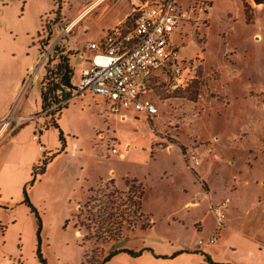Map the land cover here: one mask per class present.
Masks as SVG:
<instances>
[{"label":"rangeland","instance_id":"374dc122","mask_svg":"<svg viewBox=\"0 0 264 264\" xmlns=\"http://www.w3.org/2000/svg\"><path fill=\"white\" fill-rule=\"evenodd\" d=\"M199 1L209 2L212 6L208 29L202 27L200 30V35L206 37V45L204 39L200 43L196 35L191 34L195 45L185 47L184 51L191 53V48L194 52L204 51L205 69L210 73L220 75L226 68H231L224 75V83L232 80L233 69L242 70L243 79L251 82L253 90L260 94V89L264 88V7L253 10L249 3L257 5L248 0L245 2L247 13L243 0ZM94 2L0 0V36L4 38L9 54L0 79L8 81L19 71L23 61H28L27 70L31 69L38 56V33L47 25L54 24V40L65 35V43L70 50L80 54L72 60L75 70L71 81L73 89L79 88L82 67L89 60L87 44L100 42L106 33L103 27L108 26L120 12L119 6L115 5L118 0H109L93 9ZM58 18L61 28L56 25ZM71 26L73 28L66 33L65 30ZM54 44L55 41L48 49ZM43 75V71L37 75L34 71L28 73L23 88H27V92L16 103L13 101L12 109L16 105L18 107L21 101V110L26 109L28 114L41 111ZM209 79L211 77L203 79L200 85L195 83L186 90L175 91L181 93V98L194 101L191 105L187 103L193 117H205L202 124L196 125V130L201 132L200 141L211 143L208 147L213 155L210 159H202L198 172L204 176L211 164L213 167L206 181L213 202L226 198L232 200L234 208L230 214L228 209L226 211L219 242L226 247V254L221 259L230 255L235 260L236 255L230 245L252 243L253 247L264 252V108L260 110L257 105V108L251 109L250 105L244 104L251 100L245 99L243 94L239 95L241 100L237 105L233 101L235 97L231 98L230 106L224 105L229 104L224 97V103L218 102L216 89L219 91L223 85L214 86L211 90L205 88ZM164 86H159L158 91L155 89L159 96L157 102L173 95L166 93ZM241 89L242 86H238L235 90L238 93ZM205 90L208 94L200 104L195 105ZM219 94L222 96L225 91ZM254 97L257 102V97ZM110 109L111 105L102 97H73L68 101L67 108L61 111L59 129L46 130L43 118L32 122L41 124L42 130L36 133L47 138L53 147L45 150L47 158L42 155L40 159V166L45 167L46 172L38 174L35 180L32 178L26 188L40 221L30 208L23 205L17 206L15 214L13 212L19 222L9 229V234L16 231L9 238V244L12 250H23L22 264L38 261V227H41V253L48 264H100L111 251L117 249L149 251L140 258L118 254L106 264H172L171 256L176 250L186 245L199 246L200 240L205 241L213 233L216 221L210 213L209 193L188 170L182 149L177 145H173V152L165 147L152 148L160 141V136L151 131L150 121L144 115L134 117L133 123H114L112 117L115 114ZM165 109L162 104L159 105L163 118L160 128L168 117V113L164 114ZM11 119L9 126L0 123V141L10 137L17 129L15 117ZM138 135L141 138H137ZM115 138L132 145L130 154H124V159L112 153L115 147L119 148L120 154L126 152L118 142L113 141ZM52 153L56 155L49 160ZM111 170L113 176L110 175ZM110 177L116 180L119 187L107 183L96 189ZM128 179L129 183L131 179H136L143 184L142 218L138 215L135 219L132 215L136 211L134 204L138 201L135 196L139 192L135 189L137 184L132 193L123 190ZM24 191L12 189L9 192L14 198H23ZM188 199L196 200L198 206L184 208ZM78 205L83 207L81 211ZM254 206L257 209L246 223L247 212ZM236 207L239 209L236 210ZM231 219L234 223L230 222ZM199 224L203 227L200 233L197 232ZM109 227H123V239L105 243L103 239ZM128 227L135 228L130 231ZM209 247L205 241L203 248Z\"/></svg>","mask_w":264,"mask_h":264},{"label":"crops","instance_id":"0c3cea01","mask_svg":"<svg viewBox=\"0 0 264 264\" xmlns=\"http://www.w3.org/2000/svg\"><path fill=\"white\" fill-rule=\"evenodd\" d=\"M92 1H95L94 2L95 5L94 4L92 5L94 9L97 7V5H100V4L103 5L109 0H92ZM195 2L205 3L209 6L208 12L204 15V18L207 19L206 25L196 24L194 22H184L171 35V42L174 46L177 47L179 51L180 63L183 64L182 68L184 69L185 74H187L189 77L194 79L192 85L195 83L200 85L201 84L200 82H202L203 79H206L208 77H211V79L208 80V86L205 88H209L211 90V88L214 86L223 85L221 86L222 88H220L219 91L218 89H216V96H219V98L218 100L215 98V100H217L218 102L222 101L224 103L223 101L224 100L223 97H224L226 101L229 102V104L224 103V105L230 106L231 98L233 97H235L233 98V101H236L235 105H237L236 103L241 100V98H239V95L243 94L245 96V99L249 98L251 100V102L244 103L245 105H250V107H252L251 109H253L254 107L257 108V105H258L259 107L258 109L261 108L260 110H262L264 108V88L263 89L259 88L260 94H257V90L256 91L253 90V86H252L253 84L243 79L242 70L238 68L233 69L234 75H232L231 77L232 80L231 81L227 80V82L224 83L223 82L225 80L224 75L225 73H227V71H230L231 68H226L225 71H223V73H221L220 75H218L217 73L216 74L210 73L205 69L204 62L206 61V55L204 51L197 50V52H194L193 50L194 48H191L193 51L191 53L184 51L185 47H191L195 45L194 40L191 39L190 37L191 34H193L194 36L196 35L200 43H202L201 39H204L205 41L204 45H206L205 34H204L205 38H203L200 35V30L202 27L208 29L209 18L212 16L211 15V10H212L211 4L209 2L199 1V0H179L178 1L179 5L182 8H189ZM243 2H244V6L247 12V5L245 2H249V1L243 0ZM138 3H139V0H118V2L115 5L119 6L120 12H118V14L109 22L108 26L103 27V29L106 31L105 36L107 32L113 29L114 27L120 24H125L129 22L131 20V16L133 15L134 10ZM249 5L252 6L253 10L254 9L259 10V8L264 7V6L255 7L252 3H249ZM248 17H249V14H248ZM59 21L60 19L58 18V20L56 21L57 27L59 26L58 25ZM52 26H53V37H54V32H55L54 28L56 26H54V24ZM39 33H38V47H39L38 56L35 62H33L32 67L33 65H35L34 66L35 75H37L38 72L40 71H43L45 75L44 68H37L39 58L42 55L41 53L42 52L41 51L42 39L39 38ZM46 38L47 37H45V39ZM104 38L105 37H103L100 42H102ZM3 39L4 38L0 36V72L4 71L6 62H8L9 60L8 49L5 48V41ZM64 39L65 37L62 40ZM56 41H59V40H55V42ZM100 42H91L89 44L100 43ZM89 44H87L86 46V50L88 51L87 59L89 60L82 67V76H83V72L88 67L89 62L92 57V52L88 49ZM71 49L73 50V48ZM28 67H29V62L23 61L19 71L17 73H14V76L9 78L8 81H3L0 79V121L8 119V118H12V117H15V119H19L23 117L38 116L39 114H42V110L41 111L38 110L34 114H28L26 112L27 111L26 109L21 110V107H22L21 101H19L20 104L18 107L16 105L15 108L12 109V106H11L13 101H15L16 103L17 100H19L18 98L21 99L24 93L27 92V88H25L24 90L23 88L25 87L26 79L29 77L28 73L31 72L32 70V67L30 70H27ZM161 85H165L164 87H165L166 93L173 94V95L167 98L165 101H160L161 102L160 103V102H157L159 101V96L156 94V91H158L159 86ZM238 86H242V89H241L242 91L237 93V90L235 89ZM220 91H225V94L220 96L219 94ZM180 94L181 93H176L175 89L172 88L170 77L166 73H163L162 71H158L155 73V75L152 77L150 81V91L147 95V98L156 104L158 110H159L160 104H162L166 108L165 109L166 112L164 114L168 113V117L165 118L166 122L164 120L162 124L163 125L162 128H160L159 126V123L161 122V120H163L162 116H160V110H159L158 115L152 118H149L144 113H138L132 110H129V111L123 110L119 114L113 113L115 114V116H113L112 118L115 119L114 123L119 122V123L126 124V122L133 123L132 119L134 117L140 118V115H144L150 121L151 131H153L154 133H157L160 136L159 137L160 141H157L156 144L152 146V148H155V146L157 147L159 146L161 148L165 147L167 151L173 152L174 150L173 145H177L182 149V155H183L184 161H185V157H184L185 153L194 151L199 155L201 159V163H202V159L204 158L210 159V157H212L213 155L212 150L208 147V145H210L211 143L207 141L205 142L200 141L201 132L199 130H196L197 128L196 125L202 124L205 120L204 119L205 117H201L200 119L193 117V114L190 113L191 107H189L188 104L190 105L191 103L194 104V101L192 100L189 101L187 99L181 98ZM206 94H208L207 91L206 90L203 91L200 96L201 99L199 100V102L195 103V105L200 104L201 101L206 96ZM254 95L257 97V102L254 100L255 98ZM90 96H93V95H90ZM187 106L189 107L188 109H187ZM42 116L43 115L39 116L37 120H39L40 118H43ZM32 122L33 121H28V122L23 123L20 127H18L13 132L12 135H10V137H7L0 141V264H22L21 258L23 257V250L19 249L15 251V250L10 249L11 245L9 244L10 243L9 238L12 236L13 233H16V231H11V233L9 234V229L11 228V226L19 222L17 218L15 217V215H13V212L15 214L17 206H20V205L25 206L23 204L24 197L14 198L15 196L9 191L12 189L21 191L22 189L27 188L29 181L32 178L34 179L33 177L34 169L36 167H40L42 163L40 161L41 156L44 155L43 157L45 158V156H47L45 150H48L51 147H53L47 138L40 137V145H42V147L44 148V151H40L39 144L33 141V136L37 134L36 132L38 130L39 131L42 130L40 129L41 124L37 123V125H35ZM44 123H45V119H44ZM159 128L161 129L160 132H159ZM137 138H141V136L138 135ZM120 139L115 138L113 139V141L118 142L119 145H121V147L124 148L126 152L120 154L119 148L115 147L113 149H116L118 152L115 155H120L121 158L124 159L126 158L124 154L126 155L130 154V151L132 150V145L131 143L129 142L125 143L124 141H122V139L121 140ZM77 149H78V145H76V151ZM52 154L53 156L51 158H53L56 155L54 153ZM185 164H186V161H185ZM199 166H201V164ZM198 167L195 169V171H191L189 167L187 166L188 170L193 172L194 175L197 177L198 181L202 182L204 186L206 187V190L208 191L209 193L208 195L210 198V213L212 214L211 207L218 205L224 202L225 200H222L221 202H218V203L213 202L211 192L209 190V183L206 181V178L210 175V171L212 170L213 166H211V164L209 165V168L205 170L204 176L199 174ZM112 171L113 170H111L110 172L111 176H113L114 174V172ZM131 180L135 181L137 185L142 186L143 197H144L143 184L137 181L136 179H131ZM32 181L34 182V180ZM107 183H111V184L118 186L116 184V180L110 177L103 184L99 185L96 189H98L101 186H104ZM123 190L125 192L129 191L130 187H128L126 184V187L123 188ZM227 199L230 200V203L228 204L225 210V213L226 211L229 210V214H230V210L233 209L234 207L231 205L232 200L230 198H226V200ZM142 205H143V198L141 200V211H140L141 214L143 215ZM252 205H256V204L253 203ZM197 206H198V202L196 200L188 199L185 202L183 207L190 209V208H195ZM78 208L80 211L83 209L81 205H78ZM235 209L238 210L239 207H236ZM255 209H257V207L254 206L253 208H250V210H248L247 218L245 219L246 223H248V221L251 220L250 219L251 214L253 211H255ZM230 222L234 223V220L231 219ZM150 224L151 223L148 222V225ZM199 225L200 227L197 229V232L200 233L203 231L202 230L203 227L201 224ZM216 227H217V222H216ZM214 232H215V229L213 230V233L209 236V238L205 240L206 242L214 235ZM219 237H220V234H219ZM219 237L215 245H209L210 249L203 248L205 246V241L203 240H200V241H203L204 245H199L198 243L199 246H187L186 245L184 247L179 248V250H176V252H174L171 256V260L174 261V263L172 264H211L210 262L214 264H241V263L261 264L262 262H264L263 261L264 252L262 250H259L258 247H253L252 243H249V244L243 243V244H240L239 246L236 245L235 247H232V245H230L229 248L232 249V253L236 255V259L232 260L230 255H227L224 259H221L223 258V254L224 255L226 254L225 253L226 247H225V244H222L219 242ZM148 250L149 249L141 250L144 252L142 253L140 257H142L144 253L148 252ZM150 251L152 255L158 258V256H156L152 250ZM122 254H126V253H122ZM37 262H34V263L31 262L28 264H40L39 260Z\"/></svg>","mask_w":264,"mask_h":264},{"label":"built area","instance_id":"2783aa9c","mask_svg":"<svg viewBox=\"0 0 264 264\" xmlns=\"http://www.w3.org/2000/svg\"><path fill=\"white\" fill-rule=\"evenodd\" d=\"M178 1L139 0L129 22L109 30L102 42L89 44L92 57L83 72L81 85L71 91L72 98L98 96L109 102L112 113L132 110L152 118L158 115L159 110L147 95L150 81L156 72L166 73L173 89H188L194 79L185 74L179 51L171 42V35L184 22L206 25L204 15L209 6L195 2L189 8H182ZM69 31L65 30L66 33ZM64 37L62 35L59 41ZM59 41L40 56L37 68L45 67ZM59 94L64 95L63 91H59ZM41 115L44 114L14 119L15 129L25 122L37 120ZM11 120L8 118L0 123L9 126ZM33 141L39 144L40 151H44L38 133L33 136ZM112 153L118 152L112 149ZM184 157L191 171H195L201 164L199 155L194 151L185 153ZM229 203L227 199L211 207L217 227L214 235L206 242L208 245L217 243L225 225V210ZM199 245H204V242L200 241Z\"/></svg>","mask_w":264,"mask_h":264},{"label":"trees","instance_id":"16d2710c","mask_svg":"<svg viewBox=\"0 0 264 264\" xmlns=\"http://www.w3.org/2000/svg\"><path fill=\"white\" fill-rule=\"evenodd\" d=\"M45 37L47 38L45 39ZM39 38L42 39L41 51L42 52L47 51L48 48L50 47V44L55 41L54 40L55 38L53 37V26L47 25L45 29L42 28V31L39 33ZM79 56L80 54L78 52L75 53L70 50V48L65 43V39H64L56 45V47L53 49L52 53L50 54L48 58V62L44 67L45 75L41 83V94H40L41 110H42V114H44L42 117L45 119L44 127L46 130H49L51 128L59 129L58 122L60 119L61 111L67 108L68 101L72 98L71 91L73 90V88H72L71 81L74 76V70H75L72 64V60L73 58H76ZM59 91H63L64 95H60ZM45 158H47V156H45ZM49 160H51V157H49ZM37 168H39L40 170L37 171ZM37 168H35L33 172L34 180L36 179L38 174H43L45 171V167L40 166ZM126 184L128 187H130L129 193H132L136 182L132 181L129 183V180H127ZM135 189L139 190V192L135 193V196L136 198H138V201L136 202V204H134L136 207L135 209L136 211L132 215L135 219H137L138 215H140L139 217L141 218L143 217V215L140 212L141 211V200L143 198V191H142L141 185H137ZM23 204L27 208H30L32 212L36 214L37 219L40 221V216L37 212V209L34 207L32 202L30 201L26 188L24 191ZM141 218H138V220H140ZM38 228H39V232L37 235L38 237L37 240H38L39 245L37 246L36 256L38 260L40 261V264H48L46 260L43 258V255L41 253V248H40L41 227H38ZM134 228L135 227H128V230L131 231ZM143 228L145 229V226ZM122 234H123V227H109L106 233V237L102 239L103 241H105V243L116 242V241L123 239ZM143 252L144 251L134 252L128 249H117V250L111 251L108 254V256L100 264L108 263L112 258L117 256L118 254L126 253L132 257L138 258L142 255ZM210 263L214 264L212 262Z\"/></svg>","mask_w":264,"mask_h":264},{"label":"water","instance_id":"95a60500","mask_svg":"<svg viewBox=\"0 0 264 264\" xmlns=\"http://www.w3.org/2000/svg\"><path fill=\"white\" fill-rule=\"evenodd\" d=\"M253 1H254L255 5H257V6H264V0H253ZM34 66L35 65H33L31 72L34 71Z\"/></svg>","mask_w":264,"mask_h":264},{"label":"bare ground","instance_id":"6f19581e","mask_svg":"<svg viewBox=\"0 0 264 264\" xmlns=\"http://www.w3.org/2000/svg\"><path fill=\"white\" fill-rule=\"evenodd\" d=\"M94 5H95V4H94ZM81 18H82V17H81ZM72 28H73V26L69 27L68 30H69V29L71 30Z\"/></svg>","mask_w":264,"mask_h":264}]
</instances>
